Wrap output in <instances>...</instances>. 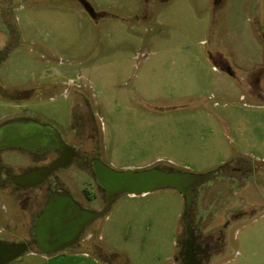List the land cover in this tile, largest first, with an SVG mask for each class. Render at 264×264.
Segmentation results:
<instances>
[{
  "label": "rangeland",
  "instance_id": "rangeland-1",
  "mask_svg": "<svg viewBox=\"0 0 264 264\" xmlns=\"http://www.w3.org/2000/svg\"><path fill=\"white\" fill-rule=\"evenodd\" d=\"M91 107L117 170L224 167L191 216L223 232L214 264H264V0H0V123L51 122L78 146ZM62 175L83 208L105 206L91 172ZM16 202L0 192V230H27ZM188 214L174 187L123 194L77 246L8 264H176Z\"/></svg>",
  "mask_w": 264,
  "mask_h": 264
},
{
  "label": "flooded vegetation",
  "instance_id": "flooded-vegetation-1",
  "mask_svg": "<svg viewBox=\"0 0 264 264\" xmlns=\"http://www.w3.org/2000/svg\"><path fill=\"white\" fill-rule=\"evenodd\" d=\"M93 111L92 109L91 116L94 117L93 125L89 130L87 129L89 126H83L85 132L80 133V144L78 146L71 144L60 129L51 122H43L39 119L27 118L18 114L16 117L13 116L0 123L1 135L3 134L4 126L7 127L15 122L23 121L51 126L57 131V133L54 131L57 135L50 142L47 138L41 142L32 139L27 143L29 146H25V144L12 145L4 143V135H0V192L7 190L11 195L16 197V204L22 208L27 207L31 211L29 226L25 232L21 231L16 224H12L8 229L0 230V233L1 235L8 234L7 239L14 241H4L1 238L0 241L5 243L27 244L28 249L22 255L32 249H37L39 244L38 237L44 234V232H37V223L41 215L47 210L46 207L51 201V198L54 196L57 200L63 201L61 195L64 193L70 194L68 177L62 175L68 167L76 163L78 164L79 170L87 173L91 172L97 183H93L94 186L92 185L95 190H97V187H101L96 178L97 169L102 167L116 169L107 162L106 156L102 155V151L105 152V147L99 138L100 132L97 125L98 113ZM80 122L84 124L85 121L81 120ZM26 126L28 127L26 131L21 130L19 132L23 134L25 132L29 133L30 128L28 124ZM5 136L7 137L8 135ZM156 166V164H153L142 168ZM228 167V165L225 166V168ZM228 169H230L231 173H236L238 181L243 179L244 169L237 165L231 168L229 167ZM222 171H224V167L215 170V174L206 179V181L212 179ZM206 181L193 188L192 201L188 208L189 214L186 215L183 231L180 232L179 241L176 244L174 254L176 264H214V260L222 253L224 247L222 230H218L216 227L209 229L208 225L203 223L201 218L195 221V217L191 216V209L197 197V193L195 192L196 188ZM76 204L78 210L101 211L105 207L100 210H94L83 208L77 201ZM235 214L236 216L239 215L238 213ZM95 220H92L84 227L79 235L78 243L86 235L89 225ZM47 224L48 222L44 224V228ZM68 231L67 229L61 232L46 231V234L53 236L54 234L68 233Z\"/></svg>",
  "mask_w": 264,
  "mask_h": 264
},
{
  "label": "water",
  "instance_id": "water-1",
  "mask_svg": "<svg viewBox=\"0 0 264 264\" xmlns=\"http://www.w3.org/2000/svg\"><path fill=\"white\" fill-rule=\"evenodd\" d=\"M30 128L29 133H21ZM5 127V126H4ZM3 134L4 143L25 144L29 146L32 139L38 142L43 139H51L56 136L57 131L51 126H46L31 121L15 122L5 127ZM52 129H51V128ZM13 128L15 129L13 131ZM20 129V130H19ZM47 129V130H46ZM51 129V130H50ZM56 133H55V132ZM5 135H8L7 137ZM6 137V138H5ZM215 174V171L206 173H195L188 170H167L159 167H147L141 169L126 168L116 170L111 167L97 169L96 178L106 192V205L101 211L78 210L75 199L69 193L61 195L63 201L52 197L46 207L45 213L41 215L37 223V232H44L38 237L39 251L56 252L68 247L77 246L79 235L84 227L92 220L107 213L115 200L123 194L136 195L147 194L162 187H174L183 195L187 196L188 208L192 201L193 188L206 181ZM48 224L44 228V224ZM69 230L68 233L56 234L61 242L54 244V235L47 232H61ZM28 249L27 244L5 243L0 241V264H6L20 257Z\"/></svg>",
  "mask_w": 264,
  "mask_h": 264
}]
</instances>
